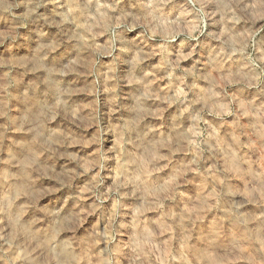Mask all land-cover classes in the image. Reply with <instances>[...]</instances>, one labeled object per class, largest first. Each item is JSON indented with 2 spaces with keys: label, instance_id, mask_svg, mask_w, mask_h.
I'll return each mask as SVG.
<instances>
[{
  "label": "clouds",
  "instance_id": "obj_1",
  "mask_svg": "<svg viewBox=\"0 0 264 264\" xmlns=\"http://www.w3.org/2000/svg\"><path fill=\"white\" fill-rule=\"evenodd\" d=\"M0 264H264V0H0Z\"/></svg>",
  "mask_w": 264,
  "mask_h": 264
}]
</instances>
